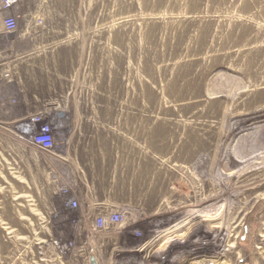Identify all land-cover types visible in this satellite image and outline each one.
I'll list each match as a JSON object with an SVG mask.
<instances>
[{
    "label": "rangeland",
    "instance_id": "374dc122",
    "mask_svg": "<svg viewBox=\"0 0 264 264\" xmlns=\"http://www.w3.org/2000/svg\"><path fill=\"white\" fill-rule=\"evenodd\" d=\"M18 11L19 34H0V264H197L178 262L205 230L181 206L193 191L175 165L223 152L246 158L233 170L247 181L220 261L264 264V0H21ZM39 111L61 143L113 149L92 161L103 209L53 182L66 169L30 140ZM99 211L123 221L96 227Z\"/></svg>",
    "mask_w": 264,
    "mask_h": 264
},
{
    "label": "bare ground",
    "instance_id": "6f19581e",
    "mask_svg": "<svg viewBox=\"0 0 264 264\" xmlns=\"http://www.w3.org/2000/svg\"><path fill=\"white\" fill-rule=\"evenodd\" d=\"M253 117L241 121V125L236 126L233 134L240 132L243 127L252 126ZM245 160V157L234 152H223L215 157L202 154L201 157L184 162L183 165H175L181 166L182 175L193 191L189 199L181 206H186L187 212L192 215L190 218L195 219L196 229L205 230L204 234L199 235L193 243V252L182 251L178 262L184 260L186 256L193 255L202 257L200 261L196 262L197 264H204L203 259L210 255V257H214V260L207 261L205 259L207 264L226 263V260H220L227 258L226 255L231 250L233 251L235 245L231 232L235 228L238 211L233 206L242 198L241 192L247 181L245 176L243 177L244 171L240 169L234 171L233 167ZM188 163H191L190 166ZM223 245L228 246L229 249L225 251ZM220 251L224 254L221 255Z\"/></svg>",
    "mask_w": 264,
    "mask_h": 264
},
{
    "label": "built area",
    "instance_id": "2783aa9c",
    "mask_svg": "<svg viewBox=\"0 0 264 264\" xmlns=\"http://www.w3.org/2000/svg\"><path fill=\"white\" fill-rule=\"evenodd\" d=\"M20 1L21 0H0V34H2V37L5 39L19 34L17 21L21 15L18 11ZM32 22L39 24L42 21L41 18H35V20L32 18ZM5 76H8V73H6ZM29 131L31 142L43 150H52L60 143L58 130L54 127L49 116L43 111L34 113L30 117ZM58 192L66 194L68 189L65 186H61L58 188ZM63 203L66 208L71 209L76 207L77 200L71 198L64 200ZM122 221L123 214L120 212L99 211L94 217L93 225L102 228L110 224H120ZM53 243L60 254L64 253L69 247L67 242L59 243L54 240Z\"/></svg>",
    "mask_w": 264,
    "mask_h": 264
},
{
    "label": "crops",
    "instance_id": "0c3cea01",
    "mask_svg": "<svg viewBox=\"0 0 264 264\" xmlns=\"http://www.w3.org/2000/svg\"><path fill=\"white\" fill-rule=\"evenodd\" d=\"M99 145H101V143H99ZM49 152H51L54 163H60L64 169L71 172L69 175L65 173V170L63 174L54 176L53 182H59L60 184L68 183L70 184L71 192L84 193V197L80 199V206L90 209H103L104 206L101 207L104 205L102 199L90 195V193L97 190V187H100V181L104 180L103 175L95 173L94 170L96 165L92 161L96 159L99 152L106 158L112 157L113 149H111L110 152H108L106 148L96 149L95 142L90 138H82L80 140L79 137H68L66 140H63L62 143L60 142L55 148L49 150ZM80 162H83V165H86L88 164L87 162H89L88 165L90 169L88 174L78 173V170L81 168Z\"/></svg>",
    "mask_w": 264,
    "mask_h": 264
},
{
    "label": "water",
    "instance_id": "95a60500",
    "mask_svg": "<svg viewBox=\"0 0 264 264\" xmlns=\"http://www.w3.org/2000/svg\"><path fill=\"white\" fill-rule=\"evenodd\" d=\"M90 264H96V262H95V259H94V258H91V259H90Z\"/></svg>",
    "mask_w": 264,
    "mask_h": 264
}]
</instances>
